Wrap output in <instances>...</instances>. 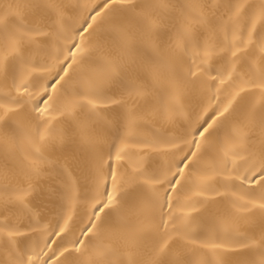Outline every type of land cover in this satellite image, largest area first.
Wrapping results in <instances>:
<instances>
[{
	"label": "snow or ice",
	"instance_id": "snow-or-ice-1",
	"mask_svg": "<svg viewBox=\"0 0 264 264\" xmlns=\"http://www.w3.org/2000/svg\"><path fill=\"white\" fill-rule=\"evenodd\" d=\"M0 264H264V0L0 4Z\"/></svg>",
	"mask_w": 264,
	"mask_h": 264
},
{
	"label": "bare ground",
	"instance_id": "bare-ground-1",
	"mask_svg": "<svg viewBox=\"0 0 264 264\" xmlns=\"http://www.w3.org/2000/svg\"><path fill=\"white\" fill-rule=\"evenodd\" d=\"M6 0H0V4L5 3ZM7 2L9 3H14L15 0H7ZM66 2H71V3H75L77 2V0H66ZM80 3H92V2H96L99 3L100 0H79ZM255 3H259L260 0H254ZM201 100L200 99H192L188 102V107H187V114L191 115L193 113L199 112L200 111V107H201ZM203 104H207V101H203ZM194 119V117H193ZM177 129H172V128H168L169 134H174L175 131H177ZM59 155V153L57 154ZM70 160L72 163V166L74 168V175L80 178V185H81V195L82 197H90L92 192H91V182L88 180L84 179V173L82 172V161L80 160V153L78 151H74L71 156H70ZM139 162V157H134L130 163L131 164H135ZM155 162L159 163V164H163L166 162V158L162 157V156H157L155 158ZM58 171V170H57ZM55 175V174H54ZM51 178L50 177H46L43 181H42V188L45 190V196L42 197L41 199L43 200V203L45 205V215L49 220H52L53 222H55V220L59 219V217L62 215L63 213V207H62V201H60L58 198L53 199L52 201H48L46 198V191L48 188V185L51 183ZM39 202V201H38ZM84 211V205L82 204L80 211L78 213L79 215H82Z\"/></svg>",
	"mask_w": 264,
	"mask_h": 264
}]
</instances>
